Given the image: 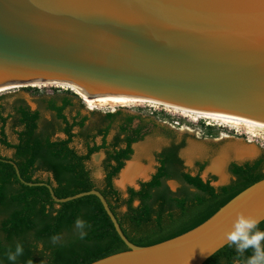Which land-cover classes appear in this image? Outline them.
Segmentation results:
<instances>
[{"label":"water","instance_id":"obj_1","mask_svg":"<svg viewBox=\"0 0 264 264\" xmlns=\"http://www.w3.org/2000/svg\"><path fill=\"white\" fill-rule=\"evenodd\" d=\"M37 83L264 124V0H0V90ZM9 163L56 203L100 199L129 250L92 264H205L238 213L264 222L262 180L197 229L139 247L100 191L59 199Z\"/></svg>","mask_w":264,"mask_h":264},{"label":"trees","instance_id":"obj_2","mask_svg":"<svg viewBox=\"0 0 264 264\" xmlns=\"http://www.w3.org/2000/svg\"><path fill=\"white\" fill-rule=\"evenodd\" d=\"M6 99V95L0 96V146L12 151V156H2L0 150V264H12L5 253L18 243L25 252L15 264L29 260L32 264H92L129 250L98 197L56 203L47 187L23 184L10 161L17 165L23 180L51 185L59 199L100 191L124 235L139 247L161 244L197 229L243 191L264 180L261 155L253 161L232 162L231 182L217 187L215 176L203 178L207 162L196 163V174L187 170L181 157L186 141H175L174 131L122 110L83 115L84 105L72 93L43 96L37 110L18 99L7 116ZM42 109L52 115L51 120L44 119ZM68 111L78 114L69 117ZM9 125L15 143L7 134ZM112 132L115 135L109 140ZM156 133L172 142L156 154L157 167L150 180L138 182V189L128 187L124 197L115 181L132 160L134 146ZM76 139L84 143L85 153L73 147ZM102 152L104 178L100 182L88 165ZM169 181H177L181 188L172 191ZM78 217L91 225L85 229V239H80L75 227ZM259 230L264 231V222ZM54 234L61 235L56 244L51 241ZM253 254V249H248L244 257ZM236 255L235 247L227 245L205 264H234Z\"/></svg>","mask_w":264,"mask_h":264},{"label":"rangeland","instance_id":"obj_3","mask_svg":"<svg viewBox=\"0 0 264 264\" xmlns=\"http://www.w3.org/2000/svg\"><path fill=\"white\" fill-rule=\"evenodd\" d=\"M26 89V90H23ZM9 91V92H7ZM66 93H72L79 97L84 105L83 115H89L91 112H99L102 114L116 112L122 110L126 114H137L153 119L156 123L165 127L170 131L175 132V141H186V147L181 151V157L184 160L187 170L196 174L195 164L197 162H207L208 166L203 173V178L207 179L211 176H215L217 180L214 185L228 184L232 180V176L229 173V165L231 162L242 163L245 160L253 159L259 155H264V129L250 128L243 125H230L216 122L206 118H198L194 115H189L186 112L178 111L172 108H168L163 105L153 103H137L125 107L112 106L103 103V98L98 99H86L81 95L73 92L69 85L63 84H36L25 88H15V90H6L0 92V96L6 95L7 99L4 103L7 105V111L5 115L11 113V105L18 99L25 100L33 110L39 108L38 101L41 97L64 95ZM44 119L51 120L52 115L42 109ZM76 111H68L69 117L76 116ZM198 118V119H197ZM97 118H94V121ZM185 130V131H184ZM251 131V132H250ZM256 133V137H252L251 134ZM7 134L11 142H16V136L13 134L11 126L7 127ZM115 132H112L109 140L113 138ZM65 138V136L60 135ZM259 140V141H258ZM100 142V140H99ZM172 142L168 136L163 133H156L148 136L143 142H140L134 146L135 154L131 161L126 164L125 169L129 164H133L145 173V176L137 177L133 182L127 184H121V175L116 179V187L126 195V189L131 186H136L138 182L148 180L155 172L157 167L156 154L163 148L169 146ZM73 147L80 153H85L84 143L76 139ZM256 150L252 157H247L246 154H251L249 150ZM1 154L5 157H11L12 151H9L0 146ZM238 150V151H237ZM252 151V153H253ZM246 152V153H242ZM249 152V153H248ZM239 153V154H238ZM238 154V155H237ZM242 155V156H241ZM100 157L99 160L96 158ZM243 157V158H242ZM105 154L99 153L93 156L89 163V169L92 171L94 178L97 181H102L104 178L103 162ZM222 162L224 164V179L221 180L220 174L215 173L213 169L214 162ZM124 169V170H125ZM123 170V171H124ZM179 186L167 185L174 192L181 188Z\"/></svg>","mask_w":264,"mask_h":264},{"label":"clouds","instance_id":"obj_4","mask_svg":"<svg viewBox=\"0 0 264 264\" xmlns=\"http://www.w3.org/2000/svg\"><path fill=\"white\" fill-rule=\"evenodd\" d=\"M170 185L178 187L175 181H169ZM260 220L251 215H246L241 212L238 213L232 230L225 234V239L228 242L229 247H235L236 258L234 264H264V231L259 230ZM75 227L79 231L80 239H85L87 236L86 228H90L91 225L78 217L75 220ZM61 235L54 234L51 236V241L56 244L60 241ZM248 249H253L254 254L250 258H245L244 253ZM24 247L22 244H17L13 249L9 248L5 255L7 260L15 264L18 257L24 255ZM27 264H32V261H27Z\"/></svg>","mask_w":264,"mask_h":264},{"label":"bare ground","instance_id":"obj_5","mask_svg":"<svg viewBox=\"0 0 264 264\" xmlns=\"http://www.w3.org/2000/svg\"><path fill=\"white\" fill-rule=\"evenodd\" d=\"M37 84H58V83H37ZM36 85V84H33ZM70 89L81 95L82 97L86 98V99H104L103 103L105 104H109L112 106H121V107H125V106H129V105H133V104H137V103H153V104H157L154 102H150L147 100H141V99H130V98H123V97H91L83 92H81L80 90L76 89L73 86H69ZM8 90V89H7ZM6 90H0V92H3ZM168 108H172L178 111H182V112H186L189 115H194L198 118H206V119H210L216 122H221L223 124H230V125H243V126H247L250 128H256V129H264V124L261 123H256L253 121H249L243 118H238V117H233V116H227V115H219V114H209V113H199V112H194V111H190V110H185V109H180V108H175V107H171V106H166ZM197 118V119H198ZM185 131V130H184ZM251 132V131H250ZM251 136L254 138L256 137V133H252ZM238 151V150H237ZM249 152L252 151L250 150ZM248 152V153H249ZM242 153H246V152H242ZM249 156V154H246ZM242 156V155H241ZM97 160L100 159V157L96 158ZM224 164L222 162H216V164L213 167V170L215 173H219L220 174V178L221 180L224 179ZM146 175V171L145 173H142V170H140L138 167L134 166V163L129 164L127 166V168L123 171L122 175H121V184H129L131 182H133L137 177H142Z\"/></svg>","mask_w":264,"mask_h":264},{"label":"flooded vegetation","instance_id":"obj_6","mask_svg":"<svg viewBox=\"0 0 264 264\" xmlns=\"http://www.w3.org/2000/svg\"><path fill=\"white\" fill-rule=\"evenodd\" d=\"M196 165V164H195ZM198 172V170L196 169V173ZM207 179H209V178H207ZM175 182H177V181H175ZM178 183V182H177Z\"/></svg>","mask_w":264,"mask_h":264},{"label":"built area","instance_id":"obj_7","mask_svg":"<svg viewBox=\"0 0 264 264\" xmlns=\"http://www.w3.org/2000/svg\"><path fill=\"white\" fill-rule=\"evenodd\" d=\"M259 141V140H258Z\"/></svg>","mask_w":264,"mask_h":264}]
</instances>
